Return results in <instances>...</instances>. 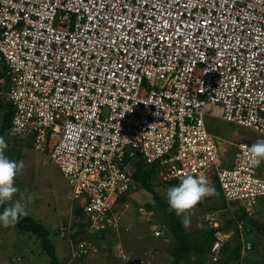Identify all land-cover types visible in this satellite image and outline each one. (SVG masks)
Returning a JSON list of instances; mask_svg holds the SVG:
<instances>
[{
  "label": "built area",
  "instance_id": "1",
  "mask_svg": "<svg viewBox=\"0 0 264 264\" xmlns=\"http://www.w3.org/2000/svg\"><path fill=\"white\" fill-rule=\"evenodd\" d=\"M0 104L9 136L48 154L82 210L74 259L118 231L119 201L137 187L127 161L139 158L165 179L214 174L227 205L251 215L264 196L252 144L237 140L224 159L205 116L264 135V0H0ZM150 229L164 238V224ZM112 246L124 264H159L157 247Z\"/></svg>",
  "mask_w": 264,
  "mask_h": 264
},
{
  "label": "rangeland",
  "instance_id": "2",
  "mask_svg": "<svg viewBox=\"0 0 264 264\" xmlns=\"http://www.w3.org/2000/svg\"><path fill=\"white\" fill-rule=\"evenodd\" d=\"M2 111L4 108H0V125L3 116ZM205 119L207 127L216 134L218 140L222 141L219 144L225 159L230 158L235 139L242 138L244 134H250L259 140H264V135L255 133L246 127L210 116H205ZM3 137L8 144L5 155L10 159L24 162V170L16 178L15 186L20 192L25 193V197L33 195L31 202H28L27 199L24 201L27 212L48 230V237L55 247L60 264H124V259L116 254V249L112 243L119 240H124L127 243L128 240L138 237L139 234L142 236L150 234L152 233L150 226L153 223L165 224L163 235L171 236L166 224L165 212L154 201L151 192L137 184L135 189L127 192L119 201L117 209L121 214V220L118 231L108 232L103 236L102 234H95L97 236L90 239L94 238L93 242L98 243H95L97 249L82 259L72 258L70 254L71 243L75 241L74 239L84 237L86 234L78 231L76 221L83 222V216L76 215L77 203L65 194L66 181L48 154L45 151L35 149L28 138L10 137L6 129L3 132ZM258 169L261 172L264 171V163ZM214 177V174H211L209 177L211 179H208L211 185L215 187L218 195L205 197L197 205L195 215L191 218V226L185 229L190 231L201 227H213L214 225H209L205 217L207 213H210L213 216L212 221L217 222L218 228L227 233V235H223V242L228 244L224 255L222 257L220 255L217 260L211 261L209 259L210 264H264V215L257 214L251 217L249 215L248 218L242 220L243 238L252 243L251 248L244 249L242 253L243 238L236 223V216L240 215L241 212L238 205H227ZM150 182L159 197L167 201V190L170 187L178 186L181 180L165 179L160 173L155 172L150 176ZM17 199H19V193L14 195L12 201L6 202V204H14ZM139 207H143L145 211L151 210L153 212L151 214L152 219H146V213L142 212ZM180 217L183 220V216ZM256 223L263 224V226ZM60 224H64L67 230L64 237H60L58 232ZM171 240V237L168 242L162 241L161 238L157 240L158 244L162 246L159 249L164 252L163 256H160V260L164 259L165 261L166 253H170L169 242ZM88 241L93 244L92 240ZM124 249L129 253H137V250L129 251L125 247ZM48 260L49 257L35 234L20 231L15 226L6 228L0 224V264H47ZM182 264L188 263L182 262Z\"/></svg>",
  "mask_w": 264,
  "mask_h": 264
},
{
  "label": "trees",
  "instance_id": "3",
  "mask_svg": "<svg viewBox=\"0 0 264 264\" xmlns=\"http://www.w3.org/2000/svg\"><path fill=\"white\" fill-rule=\"evenodd\" d=\"M3 107L4 106L0 104V108ZM5 108L6 110L3 113L0 125V136H3V132L5 129H7L10 120L11 110L9 106H5ZM126 169L139 186L151 192L154 201L163 209L166 214V224L168 225V229L171 234L170 237L172 238V240L169 242V252L171 257L168 264H180V262H185L188 264H210L208 260L210 259L213 261L210 251L211 244L215 238V231L220 228L201 227L187 231L182 223L181 217L177 216L175 211H170L168 202L162 200L158 193H156V191L152 188L150 176L157 172V166L155 163L148 164L142 158H139L134 162L127 161ZM8 206L9 205L6 203L0 205V214H2L4 208ZM238 209L240 210L241 214L237 216L235 215L237 219L243 220L246 217L248 218V215L242 208ZM235 211L237 212V209ZM75 212L77 216H83L80 207H78ZM76 225L78 227V231L84 232V222H80L78 220L76 221ZM15 227L20 231L33 233L39 238L43 250L49 257L47 264H60L55 247L48 237V230L42 223L37 221L31 215L27 214V216L20 219ZM103 235L104 234H102V236ZM74 240L76 241L77 239ZM227 246L228 244H224V242L222 243L220 253L221 257L224 255V251Z\"/></svg>",
  "mask_w": 264,
  "mask_h": 264
},
{
  "label": "clouds",
  "instance_id": "4",
  "mask_svg": "<svg viewBox=\"0 0 264 264\" xmlns=\"http://www.w3.org/2000/svg\"><path fill=\"white\" fill-rule=\"evenodd\" d=\"M158 115V113H154ZM8 144L0 136V205L10 202L13 196L19 193V199L14 204L5 207L0 214V224L4 227L15 226L21 218L27 216L25 199L33 200V195L20 192L15 186L16 178L24 170V162L10 159L5 155ZM248 163L251 167L258 168L264 163V140H258L247 150ZM218 193L211 182L204 175H188L183 178L178 186L170 187L166 192V199L170 211H175L177 216H183L182 223L185 228L191 226V218L195 215L197 205L208 196H217Z\"/></svg>",
  "mask_w": 264,
  "mask_h": 264
},
{
  "label": "crops",
  "instance_id": "5",
  "mask_svg": "<svg viewBox=\"0 0 264 264\" xmlns=\"http://www.w3.org/2000/svg\"><path fill=\"white\" fill-rule=\"evenodd\" d=\"M235 136V135H234ZM236 137V136H235ZM240 139H246L247 141H249V143H251V144H254L256 141H258L259 139L258 138H256V137H254L253 135H250V134H247V135H243V137L242 138H236L235 139V141H234V143H236V141L237 140H240ZM224 141V140H223ZM219 142H222L221 140H219ZM233 143V142H232ZM234 148V147H233ZM225 149H226V146H225ZM221 150V149H220ZM231 154H232V152H231ZM224 155V154H223ZM223 158H224V156H223ZM225 159V158H224ZM230 159V158H229ZM257 171H258V173L259 174H261L262 176H264V171H260V169H258L257 168ZM211 175H209V177H210ZM215 176V175H214ZM208 177V178H209ZM215 179H216V177H214ZM209 179H211V178H209ZM208 179V180H209ZM216 182H217V180H216ZM217 185H218V183H217ZM219 187V186H218ZM220 189V188H219ZM221 191V190H220ZM235 205H238V204H236L235 203ZM238 208H241L240 206H238ZM236 210V209H235ZM264 215V196H262V197H260L259 198V200H258V203L256 204V206H255V209H254V211H253V213L250 215V217L251 216H253V215ZM249 216V215H248ZM257 225H259V226H263V224H259V223H256ZM261 229V228H260ZM151 230V229H150ZM220 230V229H219ZM262 230V229H261ZM111 232V231H110ZM117 232V231H116ZM225 233V232H224ZM161 238V237H160ZM159 237H155V236H153L152 235V233H150V234H147V235H145V236H142V234H139V236L138 237H135V238H133L132 240H128V242L126 243L124 240H121V243H122V245L126 248V249H128L129 251H132V250H137V252L138 251H140V250H142L143 248H145V247H148V248H150V247H157L158 248V251H157V253H155V252H153V254L151 255V257L156 261V262H158L159 264H168V262H169V260H170V257H171V255H170V253H166V259H165V261H164V259L163 260H160V256H163V254H164V252L162 251V249L160 250L159 248L160 247H162V246H160L159 244H158V242H157V240L158 239H160ZM162 239V238H161ZM155 240V241H154ZM170 240V236H164V238L162 239V241H164V242H168ZM228 247V246H227ZM241 247H242V245H241ZM244 247H242V253H243V251H244ZM167 254H168V256H167ZM157 258H159V259H157ZM180 264H182V262H180Z\"/></svg>",
  "mask_w": 264,
  "mask_h": 264
}]
</instances>
